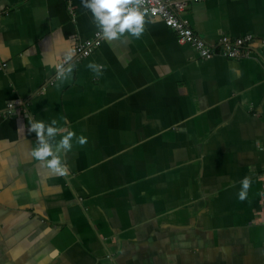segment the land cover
I'll return each instance as SVG.
<instances>
[{
  "label": "crops",
  "instance_id": "obj_1",
  "mask_svg": "<svg viewBox=\"0 0 264 264\" xmlns=\"http://www.w3.org/2000/svg\"><path fill=\"white\" fill-rule=\"evenodd\" d=\"M181 17L216 51L250 35L248 53L201 57L147 15L61 81L98 31L81 0H0V264L264 263V0ZM52 118L87 137L60 152L65 176L30 154V122Z\"/></svg>",
  "mask_w": 264,
  "mask_h": 264
},
{
  "label": "clouds",
  "instance_id": "obj_2",
  "mask_svg": "<svg viewBox=\"0 0 264 264\" xmlns=\"http://www.w3.org/2000/svg\"><path fill=\"white\" fill-rule=\"evenodd\" d=\"M81 3L90 12L92 22L98 30L97 34L106 41L127 40L129 37L138 39L145 30L148 9H141L140 0H81ZM156 11L153 8L152 14L155 15ZM87 67L96 75H101L104 65L89 61ZM55 69L58 79H70L71 66L64 68L61 63ZM28 130L36 136V143L30 150L31 156L54 175L65 176L69 172L68 164L62 160L60 152L71 150L74 138L81 145L87 142L86 136L77 135L74 129L63 126L56 118L50 121L33 120ZM250 187L251 182L247 177L240 181V190L237 193L239 202L245 201Z\"/></svg>",
  "mask_w": 264,
  "mask_h": 264
},
{
  "label": "built area",
  "instance_id": "obj_3",
  "mask_svg": "<svg viewBox=\"0 0 264 264\" xmlns=\"http://www.w3.org/2000/svg\"><path fill=\"white\" fill-rule=\"evenodd\" d=\"M188 1L189 0H140V6L141 9H148L147 15H153L152 9H157L155 15L161 17L164 23L176 32L178 41L193 45L201 57L209 58L216 53L229 57H238L248 53V44L252 39L250 35L237 37L232 41L224 40L219 43L220 49L218 51L214 49V45L207 43L203 38L198 36L181 17V12ZM97 32L92 39L77 40L73 45L72 55L63 57L59 64L62 63L64 66L72 59L79 60L88 56L101 42L102 37L98 35ZM262 220L264 227V171L262 172Z\"/></svg>",
  "mask_w": 264,
  "mask_h": 264
}]
</instances>
